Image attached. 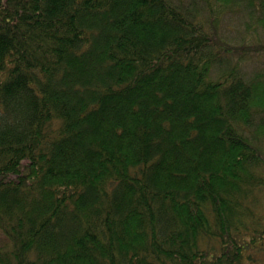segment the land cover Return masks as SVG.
<instances>
[{
  "label": "trees",
  "instance_id": "obj_1",
  "mask_svg": "<svg viewBox=\"0 0 264 264\" xmlns=\"http://www.w3.org/2000/svg\"><path fill=\"white\" fill-rule=\"evenodd\" d=\"M0 264H264V0H0Z\"/></svg>",
  "mask_w": 264,
  "mask_h": 264
},
{
  "label": "rangeland",
  "instance_id": "obj_2",
  "mask_svg": "<svg viewBox=\"0 0 264 264\" xmlns=\"http://www.w3.org/2000/svg\"><path fill=\"white\" fill-rule=\"evenodd\" d=\"M223 33L230 40L238 41L237 36H241L240 33L244 31V25L240 21V18L235 14H226L223 18ZM240 34V35H239Z\"/></svg>",
  "mask_w": 264,
  "mask_h": 264
}]
</instances>
